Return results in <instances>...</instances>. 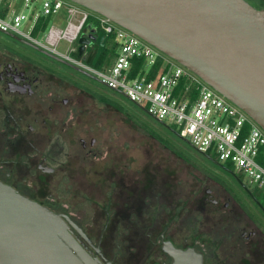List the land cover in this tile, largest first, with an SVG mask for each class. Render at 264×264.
I'll return each instance as SVG.
<instances>
[{
	"label": "rangeland",
	"instance_id": "1",
	"mask_svg": "<svg viewBox=\"0 0 264 264\" xmlns=\"http://www.w3.org/2000/svg\"><path fill=\"white\" fill-rule=\"evenodd\" d=\"M67 17L63 11L48 28ZM35 37L45 42L44 33ZM84 37L57 49L79 58L70 48ZM114 43L111 37L95 67L113 64ZM3 59L35 73L40 95L0 97V167L95 244L103 235L101 251L112 264L167 261L161 234L204 252V264H264V211L248 195L264 204V189L248 174L199 152L175 125L31 42L0 32ZM42 160L52 172L39 168Z\"/></svg>",
	"mask_w": 264,
	"mask_h": 264
},
{
	"label": "water",
	"instance_id": "2",
	"mask_svg": "<svg viewBox=\"0 0 264 264\" xmlns=\"http://www.w3.org/2000/svg\"><path fill=\"white\" fill-rule=\"evenodd\" d=\"M72 1L110 18L174 58L264 129L263 10L245 0ZM94 43L97 52L87 61L96 65L107 43L103 31L84 37L78 54L86 59L85 45ZM45 171L52 172V168ZM71 226L90 242L67 214L55 212L0 180V264H104L99 246V255L91 254ZM162 249L170 256V264H204L203 253L194 246L178 247L163 240Z\"/></svg>",
	"mask_w": 264,
	"mask_h": 264
},
{
	"label": "built area",
	"instance_id": "3",
	"mask_svg": "<svg viewBox=\"0 0 264 264\" xmlns=\"http://www.w3.org/2000/svg\"><path fill=\"white\" fill-rule=\"evenodd\" d=\"M72 0H0V32L31 42L124 94L159 122L176 126L181 138L201 153L231 162L264 189V129L196 73L110 18ZM63 11L67 20L51 26ZM64 21V22H62ZM103 31L114 37L112 65L98 69L82 56L64 54L60 41L71 44L84 33ZM44 33L45 42L35 35ZM107 44V43H106ZM71 47V52H78ZM92 49L85 45V52ZM142 64H136V60ZM98 64V63H97Z\"/></svg>",
	"mask_w": 264,
	"mask_h": 264
},
{
	"label": "flooded vegetation",
	"instance_id": "4",
	"mask_svg": "<svg viewBox=\"0 0 264 264\" xmlns=\"http://www.w3.org/2000/svg\"><path fill=\"white\" fill-rule=\"evenodd\" d=\"M245 1L248 2L250 5H252L253 7H255L256 9L263 10L264 11V0H245ZM96 52H97V45L94 43L93 46H92V49L88 50L87 54H86V52H84V54L87 55L86 59L87 60L90 59V58L93 59L94 56H95V54H96ZM51 58L52 59H55L53 57H51ZM62 63L71 66L73 69H75L76 71H78V72H80L82 74H85L82 71H80V69H78L77 67H75L74 65H72V64H70L68 62H62ZM38 85H39V78L36 76L35 73L27 72L26 70H24L21 67H19L18 64H17V62L12 61L11 59H3V60H0V97H1V99H3L5 96H7V97L8 96L25 97V96H34L35 94L40 95V92L38 91ZM10 113H8V119H10V116H11ZM30 128L32 129V126H30ZM41 163L42 164L39 165V168L43 172H46L45 171L46 168H51V167H48V166H44L43 165L44 160H42ZM218 164L221 167H224L222 164H220V162H218ZM52 171H53V168H52ZM0 180L3 181V182H5V183H7V184L12 185L17 191H19L23 195L28 196L25 191L19 189L17 187V185L14 184V182H13L14 181V176L10 172H6V168H4V167H0ZM250 192L251 191H248V195H249L250 199L258 207H260L259 204H257L256 200L252 196V194H253L257 198V195H255V193H253V192H251L252 193L251 194ZM257 199L259 200V198H257ZM261 205H262V203H261ZM54 211L57 212V213H62L61 211H57V210H54ZM71 231L73 232V234L75 235V237H77V239L79 240V242L91 254H93V255L98 254L96 252V247L97 246H99L100 251H101V242H102V236L103 235L101 236L100 240L95 244L91 240V238H90V242H89L84 237H82L73 226H71ZM163 240H167V239L165 238V235L164 234H161V243H162ZM174 245L180 247L179 245H176L175 243H174ZM101 253H102V251H101ZM99 256H100V258H101V260H102V262L104 264H112L111 261L107 260L104 256L103 257L101 255H99ZM167 256H168L167 257L168 260L165 261V262H163V263H161V264H170L171 263L170 256L169 255H167ZM113 259H115V258H113Z\"/></svg>",
	"mask_w": 264,
	"mask_h": 264
},
{
	"label": "trees",
	"instance_id": "5",
	"mask_svg": "<svg viewBox=\"0 0 264 264\" xmlns=\"http://www.w3.org/2000/svg\"><path fill=\"white\" fill-rule=\"evenodd\" d=\"M114 44H115V43H114ZM91 46H93V45H91ZM113 47H114L113 49L115 50L114 53L117 54V53H116V44H115ZM106 50H107V47H105L104 52H103L102 55L100 56V58H99V60H98V64H99V62L101 61V58H102V56L105 54V51H106ZM76 53H77V55L79 56L78 52H76ZM115 56H116V55H115ZM142 62H143L142 60L137 59L135 63H136V64H142ZM255 195H257V194H255ZM257 198H258V196H257ZM261 203H262V202H261ZM262 205H263V207H264V204H263V203H262ZM218 248H221V249L224 250V246H218ZM225 249H226V247H225ZM226 251H228V250H226ZM226 251H225V252H226ZM227 254L230 256L229 251L227 252ZM203 255H204V252H203ZM204 257H205V256H204ZM226 258H227L226 261H228L230 257L226 256ZM225 264H229V263H225Z\"/></svg>",
	"mask_w": 264,
	"mask_h": 264
}]
</instances>
